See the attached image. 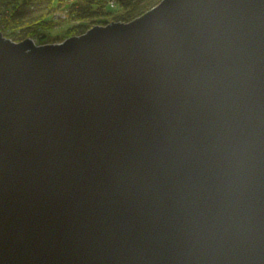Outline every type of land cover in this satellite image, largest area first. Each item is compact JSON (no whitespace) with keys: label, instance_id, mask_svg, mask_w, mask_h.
Wrapping results in <instances>:
<instances>
[{"label":"water","instance_id":"obj_1","mask_svg":"<svg viewBox=\"0 0 264 264\" xmlns=\"http://www.w3.org/2000/svg\"><path fill=\"white\" fill-rule=\"evenodd\" d=\"M0 264H264V0L0 33Z\"/></svg>","mask_w":264,"mask_h":264},{"label":"trees","instance_id":"obj_2","mask_svg":"<svg viewBox=\"0 0 264 264\" xmlns=\"http://www.w3.org/2000/svg\"><path fill=\"white\" fill-rule=\"evenodd\" d=\"M160 1L0 0V33L16 42L32 38L37 44L61 43L82 35L95 25L110 23L104 19L130 22ZM53 33L55 35L51 36Z\"/></svg>","mask_w":264,"mask_h":264},{"label":"rangeland","instance_id":"obj_3","mask_svg":"<svg viewBox=\"0 0 264 264\" xmlns=\"http://www.w3.org/2000/svg\"><path fill=\"white\" fill-rule=\"evenodd\" d=\"M105 21H108V22H110V23H112V21H114L113 19H104ZM99 24V23H98ZM62 29V28H61ZM44 34H46V35H48L47 34V32H44ZM55 35V33H53V34H51V36H54ZM34 40V39H33ZM35 41V43L37 44V41L36 40H34ZM50 43H52V42H49V43H42V44H50ZM38 45H40V44H38Z\"/></svg>","mask_w":264,"mask_h":264}]
</instances>
